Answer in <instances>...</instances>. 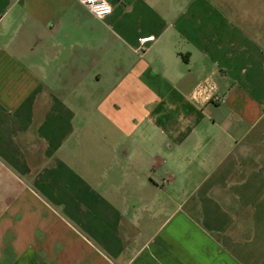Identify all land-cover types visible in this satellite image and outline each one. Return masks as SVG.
<instances>
[{"label": "crops", "instance_id": "0c3cea01", "mask_svg": "<svg viewBox=\"0 0 264 264\" xmlns=\"http://www.w3.org/2000/svg\"><path fill=\"white\" fill-rule=\"evenodd\" d=\"M106 1L0 0V264H264V0Z\"/></svg>", "mask_w": 264, "mask_h": 264}, {"label": "built area", "instance_id": "2783aa9c", "mask_svg": "<svg viewBox=\"0 0 264 264\" xmlns=\"http://www.w3.org/2000/svg\"><path fill=\"white\" fill-rule=\"evenodd\" d=\"M95 18L102 20L112 12L111 5L106 0H78ZM153 40V36H145L138 39L137 51H141L144 45ZM215 103L219 98H214Z\"/></svg>", "mask_w": 264, "mask_h": 264}, {"label": "rangeland", "instance_id": "374dc122", "mask_svg": "<svg viewBox=\"0 0 264 264\" xmlns=\"http://www.w3.org/2000/svg\"><path fill=\"white\" fill-rule=\"evenodd\" d=\"M176 46H178V45H176ZM164 51H166L165 50V48H164ZM173 52H172V49L170 50V55H169V57L167 58V59H165V64H166V66H168V67H170V68H173L174 66H175V56L172 54ZM2 188H3V183L2 182H0V207H1V202H2V196H1V190H2ZM4 201V200H3ZM1 209V208H0Z\"/></svg>", "mask_w": 264, "mask_h": 264}, {"label": "water", "instance_id": "95a60500", "mask_svg": "<svg viewBox=\"0 0 264 264\" xmlns=\"http://www.w3.org/2000/svg\"><path fill=\"white\" fill-rule=\"evenodd\" d=\"M209 79L210 78H208V80H205L204 82H202V84L200 85V89L204 92V93H208L210 90H211V88H212V84H211V82L209 83Z\"/></svg>", "mask_w": 264, "mask_h": 264}]
</instances>
